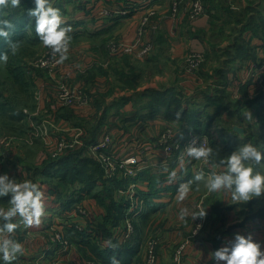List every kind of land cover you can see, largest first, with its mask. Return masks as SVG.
I'll return each instance as SVG.
<instances>
[{
    "label": "crops",
    "instance_id": "0c3cea01",
    "mask_svg": "<svg viewBox=\"0 0 264 264\" xmlns=\"http://www.w3.org/2000/svg\"><path fill=\"white\" fill-rule=\"evenodd\" d=\"M62 1L66 9L62 17L65 24L73 29L69 58L55 71L36 63L28 65L37 101L36 116L32 117V122L40 125L43 131L33 142L35 148H26L22 152L21 145H15L0 169V174L7 173L10 178L40 184L45 192L46 215L42 225L25 228L21 224L12 234V238L24 246V254L18 256L13 264H35L36 261L38 264H88V261L110 264L113 256L120 264H144V244L154 235L160 238L158 264H217L209 254L225 246L237 233H251L255 241L264 245V218L255 215L258 200L251 204L234 203L222 192L209 193L203 183L199 190L194 184L184 202L176 200L178 185L192 179L201 168L206 175L211 171L225 170L220 162L228 156L230 142L226 138L217 139L214 143L210 139V146L217 153L212 161L215 167L202 161L189 162L185 157L184 171L178 172L174 183H166L164 168L169 171L179 168V157L189 138V129H195L192 126L195 119L198 126L207 128V132L197 131L210 136L209 131L216 124L212 116L218 112V116L225 121H236H231L233 128L239 124L243 129L238 132L234 128L237 136L243 138L252 130L253 133L260 131L264 139V92L247 78L249 67L240 64L238 68H227L222 76L217 75L218 79H214L212 66L215 59L211 41L217 25L213 17L216 16L215 10L208 3L210 12L189 20L182 13L177 17L173 15L174 0H75L74 8L72 0ZM225 34L228 35L229 31L226 30ZM245 35L255 53L253 58L264 60V36L251 30H247ZM112 43L135 44L139 48L152 44V50L147 55L128 54L140 63L143 70H137L141 72L142 79L136 88L124 87L117 82L114 70H129L134 62L120 50L116 54L111 53L109 47ZM197 52H204L207 62L199 70L189 71L187 56ZM124 57H130L131 63H126ZM61 82L87 88L91 102L76 106L55 101L54 90ZM172 87L176 88V95H163L158 106L153 105L152 96L134 98L135 91L149 88L169 91ZM217 90L222 91L232 104L219 107L222 98L217 95ZM123 96L128 98L124 104H113ZM248 110L252 113V121L245 119ZM176 111L182 112L180 120H175ZM98 125L99 131L94 132L92 139L93 129ZM79 126L86 132V143L79 147L81 157L96 160L90 146L104 141L108 133L110 139L103 149L114 162L130 156L138 158V163L125 167L133 169L128 173V180L135 184V199L129 201L125 214L118 220L109 221L107 209L120 204L117 192L123 194L122 190L115 192L112 203H99V197L103 196L97 187L102 183L98 179L85 197L101 230L97 229L99 238L91 235L82 237L76 233L73 225L84 222L80 221L81 215L73 207L62 209L56 191L37 172L52 159L50 150L56 141L64 136L72 137L74 129ZM168 127H174V140L180 144L179 148L167 150L161 141L162 133ZM247 143L254 144L250 138ZM102 171L106 176L104 169ZM110 174L105 179L120 180L123 176L115 170ZM75 183L77 188L85 185L83 181ZM75 183L68 182L62 192H70L68 190ZM8 200V197H0V207L7 208ZM135 200L139 201L138 208L133 206ZM199 201L203 202L209 218L204 227L194 234L195 220L192 221L190 216L182 220L179 213L185 207L197 211ZM56 212L59 217H55ZM66 219L71 221L66 222ZM17 221L18 218L13 222ZM93 221L91 223L96 228ZM64 227L70 229L66 240L70 239L68 242L72 245L69 243L66 246L64 242L54 240V235L65 231ZM125 233L130 235L124 241ZM107 240L118 247L115 250L107 247ZM181 245L182 253L177 261L176 253ZM0 264H4L2 257Z\"/></svg>",
    "mask_w": 264,
    "mask_h": 264
},
{
    "label": "clouds",
    "instance_id": "9594fccd",
    "mask_svg": "<svg viewBox=\"0 0 264 264\" xmlns=\"http://www.w3.org/2000/svg\"><path fill=\"white\" fill-rule=\"evenodd\" d=\"M35 7L26 10L30 19L35 21V33L44 47L51 50V54L62 64L67 60L70 50L73 31L71 25H66L61 10L54 7L50 0H34ZM21 7L20 0H0V40L8 51L0 52V63L7 64L9 53L16 55L19 51V42L13 41L15 25L7 18L8 9ZM182 112L176 111L175 120H180ZM245 119L253 120L251 111L245 113ZM183 139V136H181ZM202 142L198 145L197 141ZM217 153L208 144V137L193 136L191 142L184 147L179 157V168L167 173L166 183L172 184L177 180L178 172L184 171L185 157L188 161H202L205 165L215 167L212 163ZM224 171H211L207 175L203 168L198 170L192 179L180 183L177 187L176 200L184 202L195 184L199 190L200 184L209 193H224L234 203H247L254 198L264 196V148L252 143L239 145L235 151L220 162ZM0 197H8V207H0V257L4 264H13L18 256L24 254V246L12 234L22 224L25 228H39L46 215L45 192L42 186L31 180L18 181L10 178L7 173L0 174ZM180 219L191 217V220L204 219L207 215L204 208L190 211L187 207L181 208ZM17 222H13L17 220ZM201 225H197V231ZM195 234V233H194ZM106 246L115 250L118 245L107 240ZM214 261L224 264H264V245L254 240L253 235L235 234L234 239L209 254ZM110 264H120L115 257L110 258Z\"/></svg>",
    "mask_w": 264,
    "mask_h": 264
},
{
    "label": "rangeland",
    "instance_id": "374dc122",
    "mask_svg": "<svg viewBox=\"0 0 264 264\" xmlns=\"http://www.w3.org/2000/svg\"><path fill=\"white\" fill-rule=\"evenodd\" d=\"M55 1L56 3L59 2L58 8L61 10V13L63 14V12L66 11V9L64 8L65 7L64 3L62 2V0H55ZM175 1L178 3V9L176 12H174L173 10V3ZM191 2L192 0H174L172 3L173 15L177 17L179 13H182L186 15L187 19L189 20L195 19L196 17L195 18L189 17V9H190ZM203 3H204V9L200 15L210 12V8H213L216 12V16L215 15L213 16L215 22L217 23V25L215 26V37L213 41H211V46L213 47V50H214V59H215L213 66H212L214 79L215 80L218 79L217 75L222 76L223 71L227 68H238L240 64L245 65V67H249V74L247 75V78L251 80L252 82H254V84L259 87L260 91L264 92V84L261 85V84H258L257 82V76L261 73L264 74V60H262L261 58H258V59L253 58L255 56V53L253 49L249 46L248 39L245 38L246 37L245 32H247V30H251L255 32L256 34H261L262 36H264V0H213L212 2H208V0H203ZM208 3H209V6H211L210 8H208L209 7ZM71 5L73 8L76 7L75 0H72ZM71 5L69 7H71ZM178 24L180 23H177V25ZM226 30L229 31L228 35L225 34ZM19 45H20L19 51L17 52L16 55H11V53H9L10 57L12 58V60L15 61V63L22 62V58H23L27 66L30 65V63H36V64L41 65L40 59L45 55V52L46 50H48V48L44 47L41 42L32 44L28 39H23L21 42H19ZM25 54H28V56L30 55L31 56L25 57L23 56ZM126 55L130 56L128 54ZM192 56L200 57V62L196 68L192 67L191 62L189 61L190 57ZM131 59L133 60L135 64L138 63L134 61L133 57H131ZM196 60H197L196 57H193L192 61H196ZM206 62H207L206 54L204 52L190 53L187 56V64H186L187 69L189 71H194L197 69L199 70L201 66L204 65ZM139 64L140 63H138L137 65L140 68H142V66ZM254 75L256 76L254 77ZM15 90H16V84L14 81H12L11 76H9L6 65L3 63H0V91L3 92V94L9 99H13V96L15 97ZM217 95H219V97L222 98V99L220 98L221 100L219 101L220 103L219 107L226 105V103L232 104V102L229 99H227V96H225L222 91L217 90ZM23 96H20L21 104L25 103V98ZM0 101H1L0 104H2L3 98L0 99ZM35 108L36 106L28 107V109H26L27 117L25 118L23 122L25 123L24 127H17V129L14 132L7 131V130L4 131L3 127L0 128V138L7 136V135L14 136L15 137L14 146L15 145L19 146L18 144H20L22 148L21 149L22 152H23V149L34 147V144H33L34 141L29 142L30 141L29 131L33 129L32 128V123H33L32 117L36 116ZM1 109H2V106H0V111ZM217 113L218 112H215L216 116H214L216 120L214 129L212 130L210 129L209 131L210 132L209 134L211 136L210 139L212 143H214L215 140L224 137L229 142H232V145L231 143L228 144V145H231L230 148L228 149V155H230L233 151H235L239 145L247 143L248 138H250L251 141H253L254 145H257V146L260 145L261 148H264V139L260 131L253 133L252 130H250L248 135H245L243 138H241L236 135L237 133L235 132L233 128V124L231 123V121L233 123L236 121L231 119L229 123L225 121L224 119H222L220 116H218ZM5 114L6 113H0V124L4 122ZM36 126L42 128L40 125H36ZM235 126H239V124ZM41 131H43V129ZM84 141L86 143V135L84 137ZM103 148H102V151L104 152V155L108 156L109 154ZM69 149H74V148L72 147L65 148L61 154L65 153L66 151L69 152L68 151ZM26 153H29V152H26ZM95 159L96 160L94 161L96 163L95 164L96 166L94 165V169L97 171L96 173L98 174V179L102 182L101 185L97 186L99 189H101L102 191L101 194L103 196V197H99L98 199L99 203L104 202V201L109 202V204L112 203V199H114L115 197V192L119 189L123 191V194H121L120 192H117V201H125L126 199H128L129 201L130 200L133 201L135 199L133 195L135 187L133 186V181L128 180V173L131 172L133 169L132 168L125 169V166H121L119 162L116 163L112 159L114 165L111 168V171L108 172L102 159L99 156H96ZM5 161L6 160H4L3 163H5ZM128 166L131 167L130 165ZM1 168H3L2 165L0 166V169ZM103 169L107 173L106 176H103V171H102ZM114 170L121 172V174L123 175L121 176V180L122 179L124 180L123 183L118 182L117 184L112 185L111 181L105 179V178L110 177L111 175L110 173H112ZM51 184L53 186L55 185L54 188L56 187L59 190H63V187L61 183L59 182V180L52 181ZM86 196L87 194L82 196L81 199L86 200L87 199V198L85 199ZM56 198L58 200L57 193H56ZM254 199H255L254 201H256V198ZM137 202L139 201L137 200ZM257 204H258L257 209L263 208L262 215H264V196L258 198ZM140 207H142V203L140 204ZM107 211L109 215H112V216L114 215V209H112L111 211L107 209ZM55 214H57L55 217H59L58 212H56ZM87 218H88L87 216L81 214L80 221H84V222H80V223L84 224V223H88L89 221L94 220L93 222L95 223V226H96L97 220H96L94 213H91L90 219L87 220ZM53 221L56 224L54 219ZM69 221L71 220L66 219V222H69ZM63 229L65 231H63L62 233L64 235L66 234V238H67L68 233H70L69 231L70 229H67L66 227H64ZM94 229H96L97 231V226L96 228L94 227ZM154 236H158V235H154ZM68 240L71 241L70 239ZM69 243L72 245L71 242ZM157 262H158V255H157Z\"/></svg>",
    "mask_w": 264,
    "mask_h": 264
},
{
    "label": "trees",
    "instance_id": "16d2710c",
    "mask_svg": "<svg viewBox=\"0 0 264 264\" xmlns=\"http://www.w3.org/2000/svg\"><path fill=\"white\" fill-rule=\"evenodd\" d=\"M20 3V8L6 10L8 12L7 18L11 20L12 23L15 25V33L12 36V40L21 42L23 39H28L32 44L38 43L40 42V40L35 33V21L34 19H30L26 14L27 9L35 7L34 0H20ZM50 3L56 8H58L59 6V2L56 3L55 0H50ZM5 51H8L7 45L2 40H0V52ZM23 56L26 57L28 56V54H25ZM124 61L126 63H131L129 57H124ZM6 68L9 76H11L12 81H14L16 84V90L15 97L13 96V99H9L3 94V92L0 91V99L3 98L2 104H0V106H2L0 113H6L4 115V122H1L2 124H0V128L3 127L4 131L7 130L14 132L17 127H24L25 123L23 122L27 117L26 109H28V107L37 106V101L35 97L36 88L33 78L28 72L29 68L23 58L22 62L15 63V61L12 60L9 55V60L6 64ZM137 70L143 71L142 68H140L137 64L134 63L133 66L130 65L129 70H126L125 68L121 70L115 69L113 73H116L117 82L121 83L122 86L136 88V86L139 84V82H141L142 79L140 77L141 72ZM175 89V87H172L169 91H162L161 89L149 88L143 91H135L134 98L137 97L143 99V96H152L154 97L153 105L158 106L161 105L160 101H162L161 97L163 95H176ZM20 96H23L25 98V103L21 104ZM127 99V97L123 96L113 104L116 106H120L121 104H124ZM101 100L102 98L99 99V101ZM214 116L216 115L214 114L212 118H215ZM103 118L104 114L101 116L100 119L103 121ZM197 123L198 122L195 119V123L192 124L196 131L199 130L200 132H207V128H202L198 126ZM99 128L100 125H98L97 128L93 129L92 139H94L96 132L99 131ZM230 143L232 145V142ZM80 148L69 149V152L66 151L67 153L65 152L58 157H52V159L48 160V163L44 168H40L37 171L43 177L42 180L49 182L50 184L52 181L59 180L63 189L70 181L72 184H74L76 181L84 182L85 185L82 187L80 186L78 188L76 187L77 184L75 183L71 190H68L70 192H62V190H59L56 187L54 188L55 185L53 186L51 184L53 191H56L58 195V201H60L62 209H68L73 207V205L78 200H80L82 196L90 193L91 188H94L98 181V174L96 173L97 171L94 169V165L96 164L95 161L90 157H81L82 150ZM109 181H111V184L113 185L117 184L118 182L123 183L124 180L110 179ZM254 200L255 199L251 200L248 203L251 204L254 202ZM119 203L120 204H118L117 207H110L109 209V211L114 209L113 216L108 214V220L111 222L115 221V219L118 220L119 217H122L125 214L127 210V205H129V200L126 199L125 201H119ZM141 211L142 210H140V212ZM262 211L263 208H259L256 211L255 215L264 218V215H262ZM96 226L97 229L100 230L97 224ZM74 230H76L75 227ZM76 233L81 234L82 237H87L88 235H90L86 231L76 230Z\"/></svg>",
    "mask_w": 264,
    "mask_h": 264
},
{
    "label": "built area",
    "instance_id": "2783aa9c",
    "mask_svg": "<svg viewBox=\"0 0 264 264\" xmlns=\"http://www.w3.org/2000/svg\"><path fill=\"white\" fill-rule=\"evenodd\" d=\"M178 9V3L175 1L173 3V10L176 12ZM204 9V3L203 0H192L190 4L189 9V17L195 18L198 15H200L203 12ZM150 13H154V11H151ZM109 50L111 53L116 54L119 50V52L136 55V56H143L147 55L152 50V44H147L143 48L137 47L135 44L131 45H120L119 43H112L109 47ZM193 57H196V61H192ZM45 58V59H43ZM58 59V56L54 57L51 54V50L48 49L45 52V55L40 59L41 65L47 66L51 71H55L58 67V63H56V60ZM189 61L191 62V66L196 68L197 65L200 62V57L198 56H192L190 57ZM249 74V69H248ZM256 75H254L255 77ZM257 82L258 84L263 85L264 84V74L261 73L257 76ZM54 98L55 101H59L61 103L67 104V105H76V106H84L91 102V94L89 90L85 87L75 86L68 82H61L58 83L56 90L54 91ZM32 128L29 131L30 141L33 142L34 139L42 132V128L37 127L36 124L32 123ZM40 128V129H39ZM174 127H168L161 136V141L165 144V147L167 150H172L174 147L179 148L180 144L178 142H175L174 140ZM189 138L186 141V145L191 142V139L193 136H200L201 138L207 136L208 137V144L210 145V136L207 133H199L195 129H189ZM86 135L85 130L82 127H77L74 129V135L70 138L67 137H61L59 138L56 143L54 144L51 155L53 157H58L61 155L63 150L65 148H78L82 146L85 141L84 137ZM110 139L108 133L105 135L104 141L100 143L93 144L90 149L94 153L95 156H99L102 161L105 164V167L108 172L111 171V168L113 167L114 163L112 161L111 156L104 155V152L102 151V148L106 145L107 141ZM202 141L198 140L197 144L199 145ZM15 143V137L14 136H4L0 138V166L3 165V161L7 156L10 155ZM121 166L127 167L128 165L136 164L138 163L137 156H130L126 159L121 160L120 162ZM135 184L133 183V186ZM55 195V194H54ZM60 202V201H59ZM134 207L138 208L139 203L135 200ZM74 211L76 213H79L80 215L83 214L87 216V220L91 218V213H94L93 208L90 204H87L86 200L81 199L80 201L76 202L73 206ZM200 208H204L205 206L202 201L197 202L196 209L199 210ZM206 210V209H205ZM206 217L204 219H196L195 220V228L194 233H197L207 222L208 220V212L206 210ZM94 224L89 221L88 223H75L73 226L78 229V231H86L89 232L90 235L94 238H99V234L94 229ZM197 225H201L199 230L197 231ZM131 228V226H130ZM130 233H125L124 241L128 238ZM53 239V238H52ZM54 240H60L66 244V246H69L68 240H66L65 235H63L62 232H59L57 235L54 236ZM160 238L159 236L150 237L144 244V264H158L157 262V246L159 244ZM182 253V245L178 248L176 253V260H180V256ZM23 264H29L27 262ZM35 264H38L36 261ZM88 264H98L93 261H88Z\"/></svg>",
    "mask_w": 264,
    "mask_h": 264
},
{
    "label": "water",
    "instance_id": "95a60500",
    "mask_svg": "<svg viewBox=\"0 0 264 264\" xmlns=\"http://www.w3.org/2000/svg\"><path fill=\"white\" fill-rule=\"evenodd\" d=\"M237 131H239V132H242L243 131V129L241 128V127H239V126H235L234 127Z\"/></svg>",
    "mask_w": 264,
    "mask_h": 264
}]
</instances>
